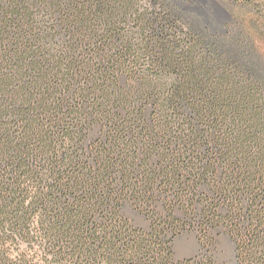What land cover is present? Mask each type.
I'll return each mask as SVG.
<instances>
[{
	"label": "trees",
	"instance_id": "1",
	"mask_svg": "<svg viewBox=\"0 0 264 264\" xmlns=\"http://www.w3.org/2000/svg\"><path fill=\"white\" fill-rule=\"evenodd\" d=\"M216 18L0 0V264H264V56Z\"/></svg>",
	"mask_w": 264,
	"mask_h": 264
},
{
	"label": "rangeland",
	"instance_id": "2",
	"mask_svg": "<svg viewBox=\"0 0 264 264\" xmlns=\"http://www.w3.org/2000/svg\"><path fill=\"white\" fill-rule=\"evenodd\" d=\"M208 3L211 10L215 13L218 21L228 23L226 27L231 30L240 28L244 34L254 43L258 53L264 56V0H202ZM203 16V15H202ZM220 23V24H221ZM204 192L209 194L210 188H201ZM193 206V205H192ZM194 209L196 214L201 217L207 215L206 202L200 201L197 207L189 209L193 214ZM187 213L188 212H184ZM184 213L177 212L179 218H184ZM221 213L225 214L226 210L222 209ZM190 215V214H189ZM202 219V218H201ZM217 223V220L215 224ZM203 226V224H201ZM210 236L218 237L219 254L218 259L228 262L227 264H234L235 246L233 240L225 232L221 234L219 230L211 227L208 229ZM194 232V231H193ZM195 236V241L191 242L190 238L179 239L176 241V250L178 257H194L197 255L200 247L196 233H186ZM185 235V234H184ZM228 236L229 238H227ZM193 243V244H192ZM194 246L192 250L191 246Z\"/></svg>",
	"mask_w": 264,
	"mask_h": 264
},
{
	"label": "water",
	"instance_id": "3",
	"mask_svg": "<svg viewBox=\"0 0 264 264\" xmlns=\"http://www.w3.org/2000/svg\"><path fill=\"white\" fill-rule=\"evenodd\" d=\"M227 238H229L228 236H226ZM181 238H183V239H187V238H190L191 239V242H194V244H195V242H197V240L195 241V236L194 235H191V234H185V235H182L180 238H178L177 239V241L179 240V239H181ZM193 244V243H192ZM179 258H187V257H179ZM234 264H236V260H235V258H234Z\"/></svg>",
	"mask_w": 264,
	"mask_h": 264
}]
</instances>
